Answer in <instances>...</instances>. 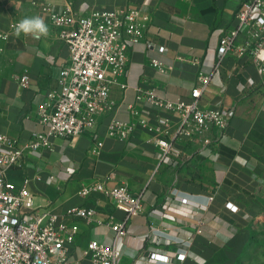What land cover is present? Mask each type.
<instances>
[{
  "label": "crops",
  "instance_id": "0c3cea01",
  "mask_svg": "<svg viewBox=\"0 0 264 264\" xmlns=\"http://www.w3.org/2000/svg\"><path fill=\"white\" fill-rule=\"evenodd\" d=\"M45 1L57 7L69 4L80 14L95 8L138 7L151 21L142 40L130 46L127 71L111 86L112 107L99 117L96 128L75 137H52L50 148L26 149L7 177L17 185L29 177L40 206L64 212L87 204L113 220L124 213L104 192L81 195L83 185L100 180L107 186L126 184L142 194L143 209L118 242V264H165L149 258L152 251L168 254L170 264H237L251 240L252 221L264 213V74L248 57L228 55L216 70L215 63L220 38L235 25L243 0ZM39 2L0 0V33L9 34L0 37V132L22 145L43 130L40 108L53 102L61 68L70 58ZM31 16L45 20L47 37L15 36L13 23ZM153 60L170 68L162 72ZM26 71L31 80L24 87L16 75ZM201 72L211 75L201 105L231 107V122L215 130L218 140L213 146L177 139L174 147L181 157L164 155L156 143L162 134L139 120L155 126L160 116L177 122L180 115L159 110L137 95L154 89L172 100L190 99ZM114 118L134 122L129 138L109 135ZM182 196L189 201L182 202ZM229 201L238 206L236 211L227 206ZM76 221L80 246L91 239L113 240V230ZM179 252L187 253L184 260L178 259Z\"/></svg>",
  "mask_w": 264,
  "mask_h": 264
},
{
  "label": "built area",
  "instance_id": "2783aa9c",
  "mask_svg": "<svg viewBox=\"0 0 264 264\" xmlns=\"http://www.w3.org/2000/svg\"><path fill=\"white\" fill-rule=\"evenodd\" d=\"M39 5L57 29L59 38L68 46L70 58L61 68L60 89L53 95V102H45L40 108L43 130L34 132L26 145L0 132V264H118L122 256L118 242L127 234L128 222L142 211V194L132 191L126 184L107 186L104 181L96 180L83 185L79 193L89 196L96 191L104 192L124 213L122 219L101 217L94 206L87 204L57 212L49 206L36 204L29 177L17 185L7 177V172L21 162L26 149L50 148L52 137H75L96 128L99 117L112 107L111 86L127 71L128 50L144 37L151 15L138 7L95 8L80 14L69 4L57 7L41 0ZM0 37L7 39L9 34L2 32ZM160 50L163 51L164 46ZM228 55L248 57L259 70L264 69V0L242 1L235 25L220 38L215 70ZM153 64L162 72L170 68L159 60H153ZM16 79L27 87L31 76L26 71L16 75ZM210 80V74L201 72L190 99L172 100L154 89L138 93V99H145L159 110L180 115L177 122L169 116H160L155 126L145 119L139 120L162 134L156 143L164 155L180 156L174 147L177 139L213 146L218 140L215 130L225 129L230 124L234 114L231 107H204L200 103ZM120 85L127 87L126 83ZM139 112L133 108L134 114ZM134 129V122L114 118L108 133L126 139ZM180 199L184 203L189 201L186 196ZM227 206L233 211L238 209L230 201ZM76 220L113 230V240L91 239L80 246ZM148 256L158 262L171 263L170 256L162 252L152 251ZM186 256V252L177 254L180 260Z\"/></svg>",
  "mask_w": 264,
  "mask_h": 264
},
{
  "label": "rangeland",
  "instance_id": "374dc122",
  "mask_svg": "<svg viewBox=\"0 0 264 264\" xmlns=\"http://www.w3.org/2000/svg\"><path fill=\"white\" fill-rule=\"evenodd\" d=\"M262 196L264 200V192ZM251 229V241L237 264H264V213L252 221Z\"/></svg>",
  "mask_w": 264,
  "mask_h": 264
},
{
  "label": "clouds",
  "instance_id": "9594fccd",
  "mask_svg": "<svg viewBox=\"0 0 264 264\" xmlns=\"http://www.w3.org/2000/svg\"><path fill=\"white\" fill-rule=\"evenodd\" d=\"M14 34L16 37L22 34L25 36L34 35L37 37H47L49 34V27L40 16L24 17L14 25ZM260 71L264 72V69Z\"/></svg>",
  "mask_w": 264,
  "mask_h": 264
},
{
  "label": "trees",
  "instance_id": "16d2710c",
  "mask_svg": "<svg viewBox=\"0 0 264 264\" xmlns=\"http://www.w3.org/2000/svg\"><path fill=\"white\" fill-rule=\"evenodd\" d=\"M250 241H251V240H250ZM250 241H249V243H250ZM249 243H248V244H249ZM248 244H247V246H248ZM247 246H246V248H247ZM246 248H245V249H246ZM241 258H242V257H241ZM241 258L239 259L240 261H241ZM238 264H240V262H239Z\"/></svg>",
  "mask_w": 264,
  "mask_h": 264
}]
</instances>
